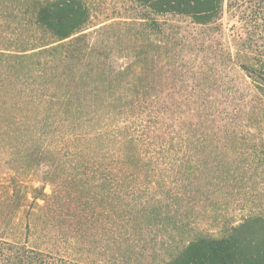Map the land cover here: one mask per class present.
<instances>
[{
    "label": "rangeland",
    "instance_id": "obj_1",
    "mask_svg": "<svg viewBox=\"0 0 264 264\" xmlns=\"http://www.w3.org/2000/svg\"><path fill=\"white\" fill-rule=\"evenodd\" d=\"M207 5L203 22L140 0H0V264H212L199 237L264 264V0ZM129 136L149 191L122 238Z\"/></svg>",
    "mask_w": 264,
    "mask_h": 264
},
{
    "label": "trees",
    "instance_id": "obj_2",
    "mask_svg": "<svg viewBox=\"0 0 264 264\" xmlns=\"http://www.w3.org/2000/svg\"><path fill=\"white\" fill-rule=\"evenodd\" d=\"M140 1L152 6L154 8V10L158 13H168L169 12V13H178V14H182V15H189V16L193 17L194 19L199 20V21H203V22L210 20L212 18V16L215 14V8L207 5V0H140ZM202 4L204 6H202ZM74 34L75 33H69V34H66L64 36H61V37H59V41L68 39L71 36H73ZM76 37L77 38H75V40L80 39V36H76ZM73 42L74 41L69 42V45L74 44ZM70 48H72V46ZM260 74H261V76H264V68L260 70ZM22 78H23V81H25V83L27 85L32 86V88H30L29 91L26 90L23 92V94H21V96H20V97H22L21 100L23 101V103H32L35 100L34 93L36 92L37 87H34V82L36 81L37 76H22ZM31 79H33V80H31ZM129 85H130L129 81H126L123 83L122 87H127ZM54 97L55 96H53V95L47 96V98L51 99V100H53ZM23 111H24V109L21 108V112H23ZM71 111L73 113H80V112L82 113V108L77 107L74 110L71 109ZM39 115H40V113H39ZM41 115H42V113H41ZM28 116H29V114H26V113L24 115L19 114V116H16L15 119L17 121H21L22 125L28 126L27 123H25L26 120L24 119L25 117L27 118ZM50 119H51L50 115L42 116L40 123H43V125H46L48 123V120L50 121ZM35 121L36 120H34L33 122L35 123ZM129 128H130L129 126L128 127L126 126L125 129L128 130ZM126 139H127V141H125V144L127 145V151L126 152L122 151L119 154V157H118V160H119L118 161V174L116 175V177L114 176L115 177L114 181H116V182H113L115 185V194L118 198L117 199L118 203L116 206V209L118 212L117 216L119 218H121L120 221L122 222L119 225V227L117 228V230H118V233L121 235L122 238H124L125 235H129V233H134L136 231H137V234L141 233L140 227L138 230L131 229L132 226H131L129 221H130V218L132 216L134 217V215H136L135 214V208H134V205H135L134 201L138 200L137 198H139V197L141 198L143 196L142 191H144V193H147V191H149L148 189H146L149 181H141V180H139L140 178H138L140 175L139 174H138L139 176L135 175V174H137L136 171L142 172V170L145 169L144 157L141 154L142 151H140V149L138 148V146L134 140V136L126 137ZM124 157H126L127 159L130 157L131 158L130 161H132L133 159L136 158L135 162L136 163L139 162L138 167L133 168L135 170L134 174H132L130 172L131 165L129 163V160L123 161ZM84 162H86V166L89 164V160H86ZM126 163L129 164L130 167ZM147 174L149 175V172H147ZM130 177L131 178L134 177V178H132L129 181ZM103 179H104L103 185H105L103 189H106L107 191H109V188H111L110 181H113V179L112 180L109 179L107 175L106 176L104 175ZM147 179H151V178L149 177V178H146V180ZM101 180H102V178H101ZM134 185L136 187L134 190H132ZM84 187L89 191H92V189H93V186H88L87 184H85ZM38 190H40L39 192H41V191H43V188L38 189ZM97 193L98 192H96L95 197H99L100 194L97 195ZM43 195L48 196V194H43ZM35 198H37V197H35ZM127 199L129 200L130 205L128 204ZM155 206L156 205H154V208H155ZM125 210H127V212H125ZM102 211H104V209ZM140 211H141L140 215H143V217H147L148 223L155 222L150 217V213L151 212L154 213L153 211H150V206L147 205L146 207H142V209ZM256 218L257 219H264V217H262V216L256 217ZM125 224H129V225H125ZM194 241H196V242H194ZM194 241H191L192 243L189 244V248L191 249L192 248L191 246L195 245L196 243H203L210 250V256L211 257L210 256L209 257H210V261L212 262V264H241V263H243V264H254L253 261L249 260L248 258L247 259H244L243 257L239 258L238 255L233 253L232 246L228 245L229 240L225 239L224 237H222V238L199 237V238H197V240H194ZM189 253L191 255L192 252L190 251ZM167 262L168 261H166L164 264H166ZM14 263L17 264L16 262H14Z\"/></svg>",
    "mask_w": 264,
    "mask_h": 264
}]
</instances>
